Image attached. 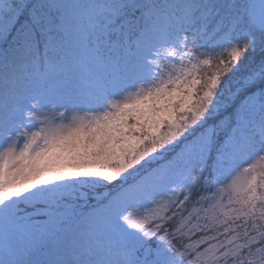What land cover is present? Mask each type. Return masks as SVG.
Returning a JSON list of instances; mask_svg holds the SVG:
<instances>
[{
  "label": "snow or ice",
  "instance_id": "1",
  "mask_svg": "<svg viewBox=\"0 0 264 264\" xmlns=\"http://www.w3.org/2000/svg\"><path fill=\"white\" fill-rule=\"evenodd\" d=\"M0 264H264V0H0Z\"/></svg>",
  "mask_w": 264,
  "mask_h": 264
}]
</instances>
